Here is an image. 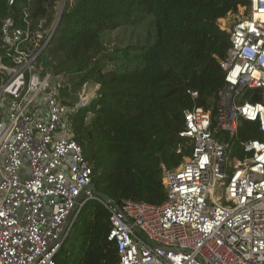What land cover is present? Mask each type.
<instances>
[{"label": "built area", "instance_id": "obj_1", "mask_svg": "<svg viewBox=\"0 0 264 264\" xmlns=\"http://www.w3.org/2000/svg\"><path fill=\"white\" fill-rule=\"evenodd\" d=\"M243 8L225 30L230 45L219 61L224 82L214 115L201 107L182 113L181 162L162 167L160 205L105 203L86 190L92 168L69 131L71 117L89 105L86 85L61 103L59 91L71 87L66 76H40L35 66L52 31L45 35L43 21L32 30L26 10L20 25L3 20L10 65L0 58V264H55L66 220L70 228L88 200L109 214L106 239L117 264H264V0ZM248 92L259 101L245 100ZM92 116L87 111L83 123ZM240 121L262 138L238 141Z\"/></svg>", "mask_w": 264, "mask_h": 264}, {"label": "trees", "instance_id": "obj_2", "mask_svg": "<svg viewBox=\"0 0 264 264\" xmlns=\"http://www.w3.org/2000/svg\"><path fill=\"white\" fill-rule=\"evenodd\" d=\"M59 1L0 0V27L7 17L20 25L24 10L32 30L43 21L47 36L56 24L35 66L40 76L65 75L76 94L83 85L97 87L69 126L92 168L91 183L116 205L125 200L160 205L162 167L174 169L181 162L175 150L182 143L183 111L201 107L215 113L224 82L219 61L230 45L218 21L246 8L248 0H64L61 11ZM145 24L152 29L145 46L108 51L106 33ZM0 58L10 65L1 36ZM5 79L0 74V86ZM72 92L61 89L58 100L69 104L62 96ZM244 99L255 102L259 96L248 92ZM87 111L93 116L85 125ZM237 138L262 137L255 124L240 121ZM75 214L55 264H117L116 248L106 239V209L88 200Z\"/></svg>", "mask_w": 264, "mask_h": 264}, {"label": "rangeland", "instance_id": "obj_3", "mask_svg": "<svg viewBox=\"0 0 264 264\" xmlns=\"http://www.w3.org/2000/svg\"><path fill=\"white\" fill-rule=\"evenodd\" d=\"M63 2L64 0L59 1L60 3L59 11H60V6L61 5L63 6ZM244 13H245V9L240 8L239 11L235 15L231 14V15H228L224 19H220L218 21V24L224 30H228L236 20L242 17V14ZM151 35H152L151 26H149V24L148 25L145 24V25H141L138 27L130 26L127 28H121L119 30L106 33L103 38H104L105 46L108 49V51H112L114 48H123L127 45L135 46L138 44L140 46L141 45L145 46L148 43L147 42L148 37H150L151 39ZM136 51H140V50H136ZM129 67L132 69L135 67V64H132ZM108 68L113 69V68H116V66L110 65ZM123 69H120V70H123ZM68 85L69 87L71 86L69 82H68ZM86 88L87 89H85V92L87 93V97L91 99L94 96V92L97 87L86 85ZM68 90H71L72 92L71 87L70 89H67V92ZM72 93L73 94H71L70 96H66V95L65 97L62 96V99L66 100L67 102H74L77 98V95L74 92Z\"/></svg>", "mask_w": 264, "mask_h": 264}, {"label": "water", "instance_id": "obj_4", "mask_svg": "<svg viewBox=\"0 0 264 264\" xmlns=\"http://www.w3.org/2000/svg\"><path fill=\"white\" fill-rule=\"evenodd\" d=\"M61 9H62V5L60 6V11H61ZM57 19H58V18H57ZM55 28H56V24H55V26L53 27L52 32L55 30ZM86 190H91V191L95 194V196L98 197V198H99L100 200H102L103 202H105V203L110 202V199H109L107 196H105L104 194H102V193L96 191V189H95V187H94V185H93L92 183L89 184V185L86 187ZM69 225H70V218H68V219L66 220V223H65V225H64V227H63L62 234H61L62 237H63L64 233L68 231Z\"/></svg>", "mask_w": 264, "mask_h": 264}]
</instances>
